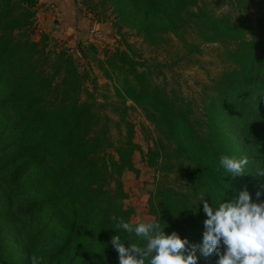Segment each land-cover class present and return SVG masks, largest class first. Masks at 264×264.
Instances as JSON below:
<instances>
[{
    "label": "trees",
    "instance_id": "trees-1",
    "mask_svg": "<svg viewBox=\"0 0 264 264\" xmlns=\"http://www.w3.org/2000/svg\"><path fill=\"white\" fill-rule=\"evenodd\" d=\"M39 2L0 0V264H33V258L38 264H119L112 236L120 235L126 247L129 241L146 244L117 227L119 219L136 224L122 179L125 171L134 169L135 145L130 141L118 147V158L108 152L111 119L81 98L86 74L73 57L66 50H47L49 35L37 19ZM136 3L146 14L162 13L175 25L186 26L190 19L203 22L197 16L199 0ZM147 21H135L146 36L153 32ZM261 21L264 24V17ZM230 53L235 65L214 81L212 90L235 93L240 101L237 130L247 142L241 151L230 125L210 104L205 107L207 129H201L191 107L139 73L125 53L119 55L132 76L131 81L123 80V95L134 100L155 95L160 101L153 103L155 109H146L164 136L151 153L160 157L159 146L169 143L188 162L180 168L160 167L163 174L175 171L187 187L176 190L159 184L150 197V212L164 229L193 244L201 242L207 218L199 205L201 194L211 205L212 200L231 199L247 189L253 202H259L255 192L264 190V176L256 175L262 167L250 150L264 146V31L237 41ZM222 155L248 157L246 174L231 178L219 166ZM157 164L152 160V166ZM197 255L198 264H216L218 259L215 253L209 262Z\"/></svg>",
    "mask_w": 264,
    "mask_h": 264
},
{
    "label": "rangeland",
    "instance_id": "rangeland-1",
    "mask_svg": "<svg viewBox=\"0 0 264 264\" xmlns=\"http://www.w3.org/2000/svg\"><path fill=\"white\" fill-rule=\"evenodd\" d=\"M70 1L75 10L73 15H78L80 22L85 20L88 23L84 28L77 26V31L84 34L77 33L76 40L71 42L46 32L49 35L47 50L55 53L66 50L78 70L86 74L81 98L98 105L101 113L111 119L109 137L112 147L108 152L118 158V147L128 146L130 141L135 145L132 155L134 169L125 171L122 178L129 194L126 204L135 209L134 223L153 222L155 217L150 212V197L158 185L176 190L187 187L175 171L163 174L160 167L180 168L188 162L186 156L169 143L165 148L159 146L160 157L151 153L164 136L162 127L149 118L146 109H155L153 103L160 105V101L155 95L138 100L123 95V80L128 77L131 81L132 76L129 75V65L124 64L119 55L125 53L134 64L137 63L139 73L147 74L154 85L164 87L170 98L191 107L201 129H207L205 107L210 104L220 119L230 125L236 147L244 150L247 142L237 130L239 114L236 107L240 101L235 93L227 96L212 89L214 81L225 70L234 67L230 51L235 43L254 39L264 31L261 21L264 0H199L201 11H197V16H201L203 22L190 19L186 26L173 24L162 13L146 14L136 0ZM44 5V0H40L38 7L42 10ZM193 10L196 11L195 6ZM53 16L52 19L57 17L54 11ZM139 19H147L153 32L147 36L141 34L135 23ZM38 33L36 39H39ZM12 109L8 108L7 114ZM3 119L0 116V120ZM0 125L1 133L4 126ZM250 150L255 161L264 168V146L251 147ZM154 159L158 161L156 166L151 165ZM1 192L0 201L3 199ZM164 231L171 234L166 229ZM210 257L207 256L206 261H211Z\"/></svg>",
    "mask_w": 264,
    "mask_h": 264
},
{
    "label": "clouds",
    "instance_id": "clouds-1",
    "mask_svg": "<svg viewBox=\"0 0 264 264\" xmlns=\"http://www.w3.org/2000/svg\"><path fill=\"white\" fill-rule=\"evenodd\" d=\"M248 164L246 156L222 155L219 159L220 168L231 178L245 175ZM256 175L264 176V168H257ZM255 196L259 202H253L245 189L231 199L212 200L210 205L201 194L199 205L203 204L207 218L199 244L175 231L166 234L165 227L155 221L133 224L119 219L118 228L146 241L144 246L129 241L126 247L120 235L112 236L119 264H198V252L205 257L215 253L216 264H264V200H260L264 190H257ZM33 264H38L35 258Z\"/></svg>",
    "mask_w": 264,
    "mask_h": 264
},
{
    "label": "crops",
    "instance_id": "crops-1",
    "mask_svg": "<svg viewBox=\"0 0 264 264\" xmlns=\"http://www.w3.org/2000/svg\"><path fill=\"white\" fill-rule=\"evenodd\" d=\"M44 4L42 10L38 7L37 13L42 31L56 38L68 39L71 42L76 40L77 33L78 35L84 34L77 31V26L79 24L82 25L81 28H84L83 26L88 25V23L85 20L80 22L78 15H73L75 10L70 0H44ZM53 11L57 16L55 19H52L54 17Z\"/></svg>",
    "mask_w": 264,
    "mask_h": 264
}]
</instances>
